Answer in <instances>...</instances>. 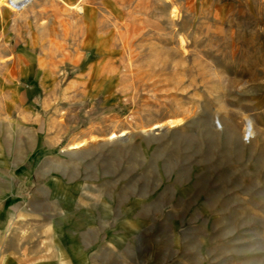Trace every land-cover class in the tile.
I'll list each match as a JSON object with an SVG mask.
<instances>
[{"label":"rangeland","instance_id":"374dc122","mask_svg":"<svg viewBox=\"0 0 264 264\" xmlns=\"http://www.w3.org/2000/svg\"><path fill=\"white\" fill-rule=\"evenodd\" d=\"M12 6L0 264H264V0Z\"/></svg>","mask_w":264,"mask_h":264},{"label":"bare ground","instance_id":"6f19581e","mask_svg":"<svg viewBox=\"0 0 264 264\" xmlns=\"http://www.w3.org/2000/svg\"><path fill=\"white\" fill-rule=\"evenodd\" d=\"M5 1L6 0H0V7H1V5L2 4H5ZM14 2H15V5L16 6H18V7H16V8H14L13 6V8L14 9H21V8H23V7H25L26 5H28L29 3H33L35 0H13ZM12 5V4H11ZM77 7H79L80 9H83L82 8V6L80 5H73V8H77ZM127 51V50H126ZM129 56V55H128ZM130 63V62H129ZM131 66V65H130ZM130 68V67H129ZM132 68H134V67H132ZM149 68V67H148ZM148 68H146V69H148ZM8 69V68H7ZM131 69V68H130ZM135 69V68H134ZM129 70V69H128ZM133 70V69H132ZM137 70V69H136ZM153 70V69H152ZM131 71V70H130ZM140 70H138V72H139ZM135 73V72H134ZM133 73V74H134ZM172 73V72H171ZM132 74V75H133ZM134 76V75H133ZM136 76V75H135ZM148 76V75H147ZM164 77H165V75H163ZM150 77H151V75H150ZM143 78V77H142ZM147 79H148V77H147ZM145 81V80H144ZM164 81H161V83H163ZM137 83V82H136ZM172 95H174V94H172ZM171 95V96H172ZM175 96V95H174ZM189 116V115H188ZM181 120V119H180ZM179 120V121H180ZM219 121V123L221 124V126H222V129H219L216 125H215V129L216 130H223L224 128H225V125L223 124V122L221 121V120H218ZM178 121H177V119H174V118H171V119H169V121H168V124H170L171 126H173V125H175L176 123H177ZM179 123V122H178ZM159 125V124H158ZM157 124H156V127L158 126ZM155 127V126H154ZM220 127V126H219ZM246 130H248L249 131V133L250 134H253L254 133V126H253V123H252V120L251 119H248V123H247V125H246ZM250 137V136H249Z\"/></svg>","mask_w":264,"mask_h":264},{"label":"crops","instance_id":"0c3cea01","mask_svg":"<svg viewBox=\"0 0 264 264\" xmlns=\"http://www.w3.org/2000/svg\"><path fill=\"white\" fill-rule=\"evenodd\" d=\"M29 57H33V55L32 54H27ZM17 57H18V55H16V56H14V58H12V60H10V63L12 64V65H14V63L16 62V59H17ZM21 58L24 60L25 59V56L22 54L21 55ZM4 75H3V72H2V70H0V85H2V83H3V77ZM5 80V79H4ZM6 81V80H5ZM5 88H0V90H4ZM64 262H65V260L64 259H60V263L61 264H64Z\"/></svg>","mask_w":264,"mask_h":264}]
</instances>
